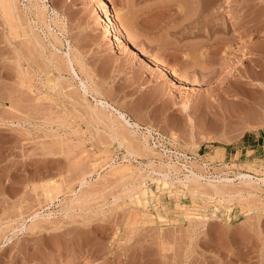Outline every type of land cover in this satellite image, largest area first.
<instances>
[{
  "label": "rangeland",
  "instance_id": "obj_1",
  "mask_svg": "<svg viewBox=\"0 0 264 264\" xmlns=\"http://www.w3.org/2000/svg\"><path fill=\"white\" fill-rule=\"evenodd\" d=\"M12 4L0 264H264V185L240 176H264V0ZM163 51L185 78L150 73Z\"/></svg>",
  "mask_w": 264,
  "mask_h": 264
},
{
  "label": "bare ground",
  "instance_id": "obj_2",
  "mask_svg": "<svg viewBox=\"0 0 264 264\" xmlns=\"http://www.w3.org/2000/svg\"><path fill=\"white\" fill-rule=\"evenodd\" d=\"M106 3V2H105ZM1 5H2V7H3V10H5L6 12H8V11H11L13 8H12V6H13V4H12V0H1ZM11 13V12H10ZM9 18V17H8ZM8 18H7V21H8ZM227 18L228 19H233L232 20V25H231V29H239V28H243V25H242V23H241V21L239 20V18H238V15L237 14H235L233 11H229L228 12V14H227ZM105 19H106V23L108 24V27H109V30H110V32H111V38L112 39H114L115 38V41H116V38H117V40H119L118 38H120V34H123L122 36H121V38H120V40L122 39V38H124V40H126L130 45H131V50L130 51H132V53H134L135 54V56L137 55V57H139V58H143V57H146L147 58V56L148 55H146V56H143V55H145V54H143L142 55V53L138 50V46L136 45V41H135V37H134V35H132V31L131 30H129V27H128V23L127 24H125L126 26H125V30H126V34H124V32L123 33H120L119 32V34H118V29L119 28H117L116 26H117V24H116V22L114 21L115 19H113V17L110 15V14H106V16H105ZM130 25V24H129ZM12 27V26H11ZM124 27V26H123ZM121 30V29H120ZM131 31V32H130ZM110 38V39H111ZM126 42V43H127ZM129 45V46H130ZM136 45V46H135ZM130 49V48H129ZM142 51V50H141ZM176 54V53H175ZM169 57V55L167 56V52L165 51H163L162 52V54H161V58L159 59V60H154L153 58H148L147 60V62H149L150 63V73H152L153 74V76L154 77H162V76H166V75H173V76H176L178 79H183V78H185L187 75H185V74H178L177 72H176V70L175 69H171V71H168V66H166V64H165V61L167 60V59H169L168 58ZM145 58V59H146ZM72 61L73 60H71V59H68V63H69V65H71V63H72ZM180 61H182V60H180ZM183 62V61H182ZM188 63V62H187ZM183 64V63H182ZM186 64V63H185ZM183 65V66H186V65ZM72 66V65H71ZM188 66V67H187ZM185 68H189L190 70L192 69V70H196V68H195V65L191 62V63H189V65H187ZM186 72H187V69H186ZM81 81H83V80H81ZM84 82V81H83ZM85 84V83H84ZM86 85V84H85ZM86 87H87V85H86ZM94 89V88H93ZM96 99V98H95ZM98 100V99H97ZM99 103H101V104H103V103H107L106 101H103V100H101L100 99V102ZM92 109V108H91ZM94 109V108H93ZM118 110V109H117ZM117 110H116V112H117ZM95 111H96V109H95ZM97 112V111H96ZM118 116H119V118L121 119L122 118V120L123 121H125V123L126 122H129L128 121V119L127 118H125V115L121 112V111H119V114H118ZM117 117V116H116ZM118 118V119H119ZM124 123V124H125ZM127 124H130V123H127ZM117 133V132H116ZM120 135V134H119ZM119 139H120V137H119ZM126 139V138H125ZM122 140V139H121ZM124 140V139H123ZM126 141V140H125ZM130 149V148H129ZM241 176V178H243V182L244 183H246V184H248V185H252V183L253 184H255V185H264V176H262V177H256V180H252V178H246V176L244 175V174H242V175H240ZM192 177V178H191ZM185 178H186V180H189L190 179V181H193V183H198V185H200L199 184V182H198V179H196L197 178V175H196V177H195V175H194V177L193 176H190V178H188V176H185ZM224 179V178H223ZM229 179V178H228ZM227 178L226 179H224V180H228ZM184 180V179H183ZM218 180V179H217ZM230 180V179H229ZM175 181V180H174ZM179 181H180V179H179ZM213 181H215V180H213ZM213 181H209V180H207V185H209L210 187H213V190L215 191V192H221V190H222V187H221V185H219V184H215V183H213ZM216 182V181H215ZM183 183V182H182ZM218 183H221V182H219L218 181ZM191 185H190V187L192 186V183H190ZM189 185V184H188ZM197 185V184H196ZM226 185V184H225ZM254 185V186H255ZM253 186V187H254ZM223 187H224V183H223ZM262 187H264V186H262ZM194 188H195V186H194ZM198 188V187H197ZM255 188H258V186H255ZM223 189H225V188H223ZM252 189V188H251ZM258 189H260L261 191H262V189L261 188H258ZM190 190H191V188H190ZM229 190V189H228ZM232 190V189H231ZM230 190V191H231ZM194 191V190H193ZM202 192V191H201ZM251 192V191H250ZM195 193H196V191H195ZM237 193H239V192H237ZM241 193V192H240ZM229 195H231V194H233L232 192H230V193H228ZM226 195V194H225ZM222 196H223V194H222ZM234 197H235V195H234ZM239 198V197H238Z\"/></svg>",
  "mask_w": 264,
  "mask_h": 264
}]
</instances>
